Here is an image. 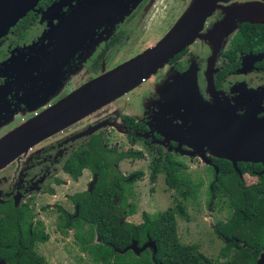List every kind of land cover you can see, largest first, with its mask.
<instances>
[{
    "label": "flooded vegetation",
    "instance_id": "af4514ba",
    "mask_svg": "<svg viewBox=\"0 0 264 264\" xmlns=\"http://www.w3.org/2000/svg\"><path fill=\"white\" fill-rule=\"evenodd\" d=\"M152 1L139 0L122 18L120 9L126 0H39L0 35V124L11 115L24 113L25 108H39L34 117L100 75L96 73L79 84V79H74L83 69L98 72L96 68L105 53L127 38L125 31L146 13ZM226 17L232 26L229 32L216 28ZM203 32L208 35L206 42ZM211 41L218 48L216 53L210 50ZM195 94L211 106L226 103L236 114L250 111L264 117V0H218L203 23L200 37L161 69L112 103L39 142L0 170V221L5 230L4 259L0 262L85 264L89 248L102 244L90 224L111 222L133 227L143 224L146 217H142L140 224L130 221L131 205L139 199V191L133 184L139 182L142 172L127 176L121 173L124 160L142 157L140 150L134 148L137 143L145 144L148 152L155 154L152 162L165 171L164 183L171 190L180 187L181 208L186 215L189 209L186 203L190 199L195 203L193 220L188 216L182 218L181 236L184 241H193L190 245L196 253L209 250L211 237L232 240L235 228L228 231V237L220 228L236 213L242 224L247 225L262 215L263 200L255 207V201L250 203L245 198L250 188L263 187L260 164L236 163V172L230 162L207 153L201 155L200 148L189 144L188 128L192 114L199 109L194 104ZM35 102L39 107L32 106ZM19 118L18 124L25 122L23 116ZM110 131L124 138L128 150L118 152L106 147L104 136L112 134ZM81 133L86 134L76 138ZM96 140L105 151L104 158L97 163L102 168L101 177L87 168L81 169L75 178L63 170L64 162L74 152L89 149ZM196 161L209 171L207 176L211 175L208 204L212 205L215 198L213 185L219 182L218 165H223L229 174L234 172L236 185L220 186L217 191L234 188L244 192L241 209L228 195L226 209L232 212L226 221L212 229L201 223L196 193L206 176L196 180V184L185 177V172L196 171ZM169 167L176 169L175 175L181 174L178 181L167 183ZM159 173L151 182L155 183ZM244 177L253 179L252 186L242 183ZM261 195L260 190L257 198H263ZM90 200L106 207V219L91 215L90 221L83 217L81 208ZM208 204L207 208L206 204L202 207L209 212ZM147 239L145 235L139 245L130 238L127 246L134 241L140 248ZM247 248L243 250L248 252ZM263 251L264 244L257 248L255 264ZM128 252L136 257L134 252ZM92 263L101 264L93 259Z\"/></svg>",
    "mask_w": 264,
    "mask_h": 264
},
{
    "label": "water",
    "instance_id": "95a60500",
    "mask_svg": "<svg viewBox=\"0 0 264 264\" xmlns=\"http://www.w3.org/2000/svg\"><path fill=\"white\" fill-rule=\"evenodd\" d=\"M39 0H0V35L31 9ZM218 0H192L186 10L154 45L141 53L85 82L50 108L28 119L0 137V170L28 149L51 137L108 103L125 95L161 69L200 37L203 23L214 10ZM229 16V15H228ZM229 17L217 29L231 31ZM194 104L199 108L192 114L188 128L189 144L200 148L201 155L209 154L216 159L236 163L260 164L264 173V117L255 112L236 114L228 104L209 105L195 94ZM77 135L76 138L85 136ZM136 242L118 254L130 250L136 256L145 249L154 259L156 248L151 239L136 246ZM2 264V262H0ZM264 264V251L257 260Z\"/></svg>",
    "mask_w": 264,
    "mask_h": 264
},
{
    "label": "rangeland",
    "instance_id": "374dc122",
    "mask_svg": "<svg viewBox=\"0 0 264 264\" xmlns=\"http://www.w3.org/2000/svg\"><path fill=\"white\" fill-rule=\"evenodd\" d=\"M138 1L139 0H126V2L121 5L120 15L122 16V18H124V16L127 15V12L131 8H133V6H135V4H137ZM191 1L192 0H153L152 2H150L151 4L149 3L150 6L148 7L146 13L140 19L134 20L132 26L125 31L127 38L123 39L121 43L117 44L114 48L110 49L109 52L105 53L102 62L98 63V66L96 68L98 72H95L96 70L93 69L91 70L83 69L79 75H76L74 77V79L75 80L79 79V82H77L78 84L85 82L86 79L90 78L91 76H94L96 73L101 74L121 64L122 62L126 61L128 58L132 57L133 55L139 52L141 53V51H144L148 47L152 46L154 43L157 42V40H159V38L162 35L165 34L166 31H168L169 27L177 21V19L189 6ZM202 34H203L202 35L203 40L205 42L208 41L207 39H205L207 38L206 36H208L207 33L203 32ZM208 43H211L209 46L210 50L213 53H216L218 51V48L216 47V44H214V41ZM94 47L95 45L91 46L89 50L90 54L94 52V50H92ZM88 64H91V61H88ZM88 69H89V65H88ZM72 85L73 82H71V88H74L72 87ZM61 95L63 94L61 93ZM32 106L39 107L36 102ZM32 108L31 107L25 108L24 113L22 114L18 113L19 116H23L25 118V121L28 120L33 116V113L38 111L39 109V108L38 109L34 108L36 110L33 111ZM18 114L11 115L9 118H7V121L4 122L3 120V122H1L0 137L20 125L18 124L20 119ZM110 132H112V134L108 132L106 136L103 135L106 142V147L109 150L116 148L118 152H125V150H128L127 145L124 143V138L119 134L116 137L113 134V131ZM136 146L134 148L140 150L142 157L141 158L132 157L131 159L124 160L122 162L124 168L121 171V173L124 174V176H127L128 174L137 173L138 171L142 172V178L138 180L139 181L138 183L133 184V186L136 188V191L137 192L139 191L138 194L139 199L137 198V200L131 205L132 206L131 213L133 214L130 215L132 217L130 221L132 222V224H140L142 222V217L143 219L144 217H146L148 221L154 222L158 220L163 213L169 210L171 219L173 223H175L174 236L175 237L177 236L176 237L177 242L182 245H190L193 241L187 242L182 240V236H181V232L183 230L182 223L184 224L182 218L183 217L187 218L188 216L189 220L191 221L193 220V217L191 216V212L194 202L190 199V202L186 203L187 205H189V209H190V210L187 209V215H186V213L181 208L182 193L180 187L177 186L175 187V190H171L164 183L165 171L163 169L160 170L161 165L155 166L152 162V159L156 158L155 154L154 153L150 154L145 144L137 143ZM198 163L199 161H196V171L194 173L185 172V177L191 179L192 182L193 183L195 182L196 184V180L198 181L203 180L202 178L204 177V175L206 176L205 183H203V186L197 189L198 192L196 193L198 194L197 197L199 198L200 206H201L199 211L201 223L203 224V226H205V228L210 227V229H212L217 223L226 221L227 217L232 212V210H230L228 213L226 209V205L228 202L227 198L228 195H230L229 192L231 190L230 188L225 190L223 188L222 191H217L216 196H214L215 198L212 200V205L208 204L209 193L207 186L210 183L209 180L211 175L209 173V176H207V173L209 171L205 167L199 166ZM157 172L158 173L160 172L157 176V180L155 181V183L151 182L152 178L156 176L155 174ZM180 175L181 174L179 175L176 174L175 179L173 181H176V179L178 181V178L180 179ZM242 180H243L242 183L245 184L246 186H252L253 184L252 183L253 179L250 178L248 179L244 177ZM233 183H234L233 186L236 185L235 179L233 180ZM126 199H129L128 194L126 195ZM232 202L234 203L233 200ZM207 204H208V208L210 209L209 212L208 210L205 209V207L207 208ZM203 205L205 207H202ZM123 210L127 211V207H123ZM193 211L195 212V210ZM159 220L162 221L163 218H160ZM248 232H249L248 225L245 223L242 224V222L239 221L236 224L235 230L233 232V239L232 240L230 239V241L228 240L229 243L226 242L224 239L221 240L220 239L221 237L220 238L211 237L208 240V244L210 245L209 250L207 251L203 250L201 254L197 253V255L206 262L208 261L218 262V263L229 262L233 257L239 254L241 250L244 249V247L245 248L247 247L245 235L246 234L248 235ZM205 243L206 241L204 242V245ZM201 245L204 246L202 243ZM145 251L147 255L151 257V251L149 249ZM85 264H93L91 256H89V259L87 258ZM246 264H255V258L251 257L250 259H247Z\"/></svg>",
    "mask_w": 264,
    "mask_h": 264
},
{
    "label": "trees",
    "instance_id": "16d2710c",
    "mask_svg": "<svg viewBox=\"0 0 264 264\" xmlns=\"http://www.w3.org/2000/svg\"><path fill=\"white\" fill-rule=\"evenodd\" d=\"M105 151L99 145L98 140L93 142L89 149H80L74 152L63 164L62 168L73 178L77 177L81 169L87 168L97 172L100 177L103 175L101 166H98V161L102 160ZM104 166H108L107 164ZM255 168L258 166L254 165ZM225 167L218 165L219 171V182L213 185V194L216 196L217 190L220 186L229 187L233 186V180L236 176L233 171L225 172ZM229 169V167H227ZM175 168L169 167L167 183L172 182L175 179ZM263 187H253L248 190L245 195L247 200L251 203L255 201V207L263 200V212H264V175L260 178ZM228 189V188H227ZM262 192L263 198H257ZM232 196V200L238 208H242L244 205V192L236 191L234 188L229 192ZM102 212L103 214H100ZM81 213L84 218L90 220V216H101L102 219L107 218L106 207H99L95 201H88L81 208ZM239 213L236 216L233 215L231 220L227 224L221 225L220 231L223 235L228 237V231L233 230L236 224L240 221ZM163 218L162 221L159 219ZM160 218L154 222H148L144 220L143 224L135 227L125 224L118 226L114 223L100 222L92 223L91 227H95L94 233L102 242V244L91 246L89 248L90 256L95 261H100L101 264H246L247 259L257 256V248L262 247L264 244V213L260 216L254 217L248 223V238L246 239L247 250H241L239 254L233 257L229 262L218 263V262H206L198 257L195 247L192 245H180L177 242V236L175 233V223H173L170 212L167 210L163 213ZM91 221V220H90ZM4 225L0 221V259H4L3 253V239H4ZM228 234V235H226ZM92 235V232H91ZM145 235L149 239L154 241L156 253L152 260L145 252L140 253L138 256H133L130 252H125L122 255L117 254L113 249L122 250L129 244L130 238L134 239L139 245L144 242ZM9 237V235H7ZM20 264V263H19Z\"/></svg>",
    "mask_w": 264,
    "mask_h": 264
}]
</instances>
